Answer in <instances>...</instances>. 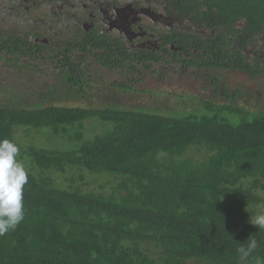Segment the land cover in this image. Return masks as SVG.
I'll use <instances>...</instances> for the list:
<instances>
[{
	"label": "trees",
	"instance_id": "trees-1",
	"mask_svg": "<svg viewBox=\"0 0 264 264\" xmlns=\"http://www.w3.org/2000/svg\"><path fill=\"white\" fill-rule=\"evenodd\" d=\"M185 1L226 23L264 26V0ZM206 109L205 116L175 118L1 106L0 139L14 141V130L49 129L76 145L60 150L14 141L29 174L25 218L0 237V264H241L237 249L250 236L259 244L255 255L264 257V229L244 221L246 209L264 206L258 194L264 192V110ZM92 118L108 127L84 139L83 122ZM68 168L120 181L108 196L61 187L54 174Z\"/></svg>",
	"mask_w": 264,
	"mask_h": 264
},
{
	"label": "flooded vegetation",
	"instance_id": "flooded-vegetation-1",
	"mask_svg": "<svg viewBox=\"0 0 264 264\" xmlns=\"http://www.w3.org/2000/svg\"><path fill=\"white\" fill-rule=\"evenodd\" d=\"M246 82L264 85V26L226 23L201 4L0 0V107L172 117L205 116L216 105L261 109Z\"/></svg>",
	"mask_w": 264,
	"mask_h": 264
},
{
	"label": "rangeland",
	"instance_id": "rangeland-1",
	"mask_svg": "<svg viewBox=\"0 0 264 264\" xmlns=\"http://www.w3.org/2000/svg\"><path fill=\"white\" fill-rule=\"evenodd\" d=\"M238 79L237 76L233 77ZM239 79L245 82L243 76H239ZM21 80L19 81V83ZM248 95L250 96L251 102L257 107H261L264 110V85H255L247 83ZM18 91L24 92L29 95L30 91L26 87H21ZM68 105H76L75 102H67ZM184 116V113L178 112L175 114V117ZM231 119H233L231 117ZM83 135L84 139H93L96 135L102 134L105 132V128L108 126L103 125L97 118H92L85 120L83 122ZM13 139L20 145L24 144H34L37 147L41 148H50V149H60V150H70L76 145L75 141H68L67 137L54 136V133L49 129H42L41 131H31L25 133L20 130L13 131ZM194 155H201L199 152H196L195 149H192ZM18 159V158H17ZM19 160V159H18ZM21 161V160H19ZM22 162V161H21ZM54 177L59 186L61 187H79L81 191L92 192L95 194H102L108 196L111 194L112 187L120 181L119 177L108 176L106 174H93L86 169H70L68 168L65 172L55 173ZM82 177V179H81ZM72 179H75V182H72ZM244 186L247 185V180L241 181ZM258 194L264 195V192L258 190ZM264 211V206L262 204L254 207H250L245 210L246 219L245 223H251V220L258 214ZM187 264H206L204 262L188 261Z\"/></svg>",
	"mask_w": 264,
	"mask_h": 264
},
{
	"label": "clouds",
	"instance_id": "clouds-1",
	"mask_svg": "<svg viewBox=\"0 0 264 264\" xmlns=\"http://www.w3.org/2000/svg\"><path fill=\"white\" fill-rule=\"evenodd\" d=\"M20 147L14 141L0 139V237L14 231L25 218L24 186L28 183V171L17 159ZM251 223L264 229V211ZM259 244L255 236L247 239L238 249L241 264H264V257L255 255Z\"/></svg>",
	"mask_w": 264,
	"mask_h": 264
}]
</instances>
